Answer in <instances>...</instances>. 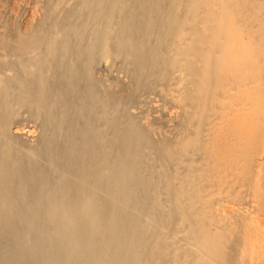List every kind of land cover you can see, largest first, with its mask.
Wrapping results in <instances>:
<instances>
[{"label": "bare ground", "instance_id": "6f19581e", "mask_svg": "<svg viewBox=\"0 0 264 264\" xmlns=\"http://www.w3.org/2000/svg\"><path fill=\"white\" fill-rule=\"evenodd\" d=\"M66 1L0 27V264H264V0Z\"/></svg>", "mask_w": 264, "mask_h": 264}, {"label": "rangeland", "instance_id": "374dc122", "mask_svg": "<svg viewBox=\"0 0 264 264\" xmlns=\"http://www.w3.org/2000/svg\"><path fill=\"white\" fill-rule=\"evenodd\" d=\"M66 2L71 3L72 0H67ZM49 3L51 16L53 18L59 17L61 10L60 7H57L58 4L55 0H0V27L8 25L12 30L26 31L44 18L47 4ZM106 60L97 69V76L101 78L106 85L113 86L117 89L122 88L121 90H123V88L128 86L130 81L126 67L111 58H109L107 62ZM114 84H117V86ZM158 96L157 94H152L143 98L139 102L141 104H138L140 106H133L131 110L133 109V113L137 114L141 120L146 119L145 121L142 120L144 124L153 123L155 128L162 127L168 133L174 135L173 130L176 133L179 112H181V110L172 101ZM165 103L166 106H164ZM25 112L26 111L20 112L11 130L14 135L25 143L36 145L39 142L38 140L42 132L41 125L36 118L32 117L28 112ZM175 124H177L176 127Z\"/></svg>", "mask_w": 264, "mask_h": 264}]
</instances>
